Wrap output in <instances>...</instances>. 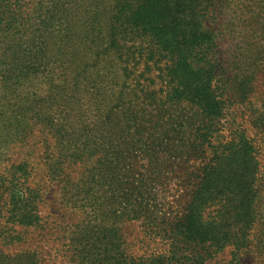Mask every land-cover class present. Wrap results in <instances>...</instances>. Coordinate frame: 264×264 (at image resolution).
Here are the masks:
<instances>
[{"label":"trees","instance_id":"trees-1","mask_svg":"<svg viewBox=\"0 0 264 264\" xmlns=\"http://www.w3.org/2000/svg\"><path fill=\"white\" fill-rule=\"evenodd\" d=\"M28 2L0 0V117L52 134L55 183L94 162L69 188L86 216L70 232V263L212 264L228 251V264H264L260 145L231 109L253 77L230 76L217 0H47L32 13ZM254 123L264 146V113ZM23 165L1 180V205L16 227L33 228L39 193ZM122 219L147 221L159 249L127 254ZM0 264L42 262L33 250L0 251Z\"/></svg>","mask_w":264,"mask_h":264},{"label":"rangeland","instance_id":"rangeland-1","mask_svg":"<svg viewBox=\"0 0 264 264\" xmlns=\"http://www.w3.org/2000/svg\"><path fill=\"white\" fill-rule=\"evenodd\" d=\"M46 5L47 0H31L27 10L32 13L35 8L44 9ZM215 13L216 25L220 30L221 54L234 62L230 76L252 74L253 77L252 91L247 99L242 101L238 97L232 98L234 103L231 109L242 126L247 128L249 135L259 143V157L264 168V146L254 123L255 116L264 113V0H217ZM5 118L0 117V185L2 179L10 178L12 171L9 172V168L12 164L22 162L24 168L29 164L28 176L31 177L27 179L28 185L38 190L41 223L37 227L27 228L16 227L8 221L5 206L1 204L5 202L9 189L5 185L1 186L0 251L14 254L33 250L38 253L42 264H71L66 252L70 232L83 225L86 216L71 205L69 188L71 181H86L88 170L94 162L68 166L55 183L47 175V154L56 158L52 134L41 125L32 126L34 121L26 127V124L11 125L13 119L8 116L5 121ZM17 174L27 175L24 171ZM99 188L102 192L107 190L104 186ZM177 188L180 193L182 186H169L174 195ZM105 194L111 196L109 192ZM117 227L130 256L150 254L161 245L158 239L152 237L148 223L143 219H122ZM15 230L20 233L19 240L11 242L10 238H5ZM229 258L228 251L222 252L212 264H228Z\"/></svg>","mask_w":264,"mask_h":264}]
</instances>
